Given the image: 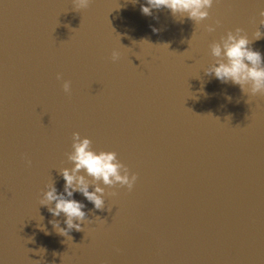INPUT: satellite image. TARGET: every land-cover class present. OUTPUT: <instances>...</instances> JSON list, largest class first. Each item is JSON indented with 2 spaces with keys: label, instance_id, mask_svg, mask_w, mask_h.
<instances>
[{
  "label": "water",
  "instance_id": "obj_1",
  "mask_svg": "<svg viewBox=\"0 0 264 264\" xmlns=\"http://www.w3.org/2000/svg\"><path fill=\"white\" fill-rule=\"evenodd\" d=\"M141 3L0 0V264H264V93L205 72L229 32L264 60V0L202 20ZM73 132L136 180L101 183L100 209L73 193L85 217L61 235L40 200Z\"/></svg>",
  "mask_w": 264,
  "mask_h": 264
},
{
  "label": "clouds",
  "instance_id": "obj_2",
  "mask_svg": "<svg viewBox=\"0 0 264 264\" xmlns=\"http://www.w3.org/2000/svg\"><path fill=\"white\" fill-rule=\"evenodd\" d=\"M91 0H73L75 8H87ZM138 0H132L135 4ZM213 0H144L140 4V12L143 15H151L153 9L166 8L175 16L176 14L186 13L189 19L202 20L208 16V9L212 6ZM259 23L264 26V9L259 12ZM208 31L213 30L212 25L207 26ZM156 32V28H152ZM239 32V29L236 30ZM259 39L261 33L259 30L254 34ZM250 41L247 37L229 32L226 37L221 38L220 43L210 45V53L218 59L215 64L205 69L206 74H211L221 82H231L238 85L241 90L245 85L251 93H264V60L259 50L249 46ZM166 45V44H165ZM116 53H113L115 59ZM69 88L68 82L64 83V89ZM231 99V97H225ZM89 138L81 137L79 133L72 134V150L68 154V159L73 162V166L63 168L60 174L64 181L63 192L58 193L52 185L47 186L43 192L40 203L42 205L52 204L48 211L53 216L64 215L65 228H60L58 222L49 221L61 235H67L68 231L75 228L79 230V221L85 217L84 204L73 198V193H80L92 205L100 209L104 203V189L100 184L112 185L119 183L132 188L136 180V174L128 173V169L117 160V154L114 151H94L90 147ZM83 170L81 174L80 170ZM99 181L93 183L89 190V180ZM47 234V233H45Z\"/></svg>",
  "mask_w": 264,
  "mask_h": 264
}]
</instances>
